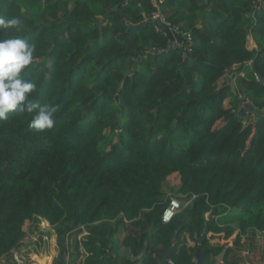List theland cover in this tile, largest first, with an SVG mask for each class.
<instances>
[{"label": "trees", "instance_id": "obj_1", "mask_svg": "<svg viewBox=\"0 0 264 264\" xmlns=\"http://www.w3.org/2000/svg\"><path fill=\"white\" fill-rule=\"evenodd\" d=\"M39 1L0 0V15L25 21L23 32L3 31L0 39L21 35L36 44L26 69L37 85L30 100L57 106L45 132L29 128L34 114L26 110L0 120V261L41 219L59 241L87 231L86 264H110L113 237L127 229L134 234L125 241L151 264L164 259L173 234L175 264L191 263L197 249L199 264H241L242 236L252 260L255 236L264 235V0L258 9L255 0H202L213 24L204 33L167 16L192 35L185 59L166 49L155 21H144L139 0ZM249 35L255 49L246 47ZM128 65L135 69L125 76ZM233 65L244 75L236 72L232 90L217 88ZM255 76L257 90L248 84ZM117 127L112 141L107 132ZM172 195L181 209L163 223ZM235 231L232 258L212 261L222 247L207 233L226 239ZM186 234L200 243L187 247ZM260 254L264 261V244Z\"/></svg>", "mask_w": 264, "mask_h": 264}, {"label": "crops", "instance_id": "obj_2", "mask_svg": "<svg viewBox=\"0 0 264 264\" xmlns=\"http://www.w3.org/2000/svg\"><path fill=\"white\" fill-rule=\"evenodd\" d=\"M201 2L202 0H174V1L166 0V3L164 4L166 8L165 15L173 17L179 22L180 25L183 26L190 25L192 28H196L200 32L204 33L205 29L211 27L213 24L209 22V12L207 10L205 11L204 9H200ZM139 3L143 6V15L147 13L146 10L147 7L152 8V0H139ZM161 4L163 7V0H160V6ZM203 14L206 16L204 19L202 18ZM212 32L215 35L217 32L220 33V30L217 28ZM219 40H220V36L218 38L216 37L214 41L218 42ZM246 47L248 49H255L257 47V43L252 35L248 36ZM249 63L250 61L247 62V64ZM233 66L235 68H233ZM233 66L227 69V72H225V74L221 76V78H223L221 84L226 82L223 85L226 84L230 85L231 90L234 87V82L233 80L228 82L227 79L224 78V76H229L231 73H236L239 70H243V66L239 67V70H238V66L236 65ZM239 73L240 72H238V74ZM222 86H220L219 84V87L217 88H221ZM230 99L231 97L227 99L228 103ZM43 221L44 220L41 219L40 222H42V224L45 223V226H38L36 228L31 227L28 230V235H30V240H29V236L27 235L29 242L26 241L23 245H20V247L17 250H15L13 253H17L19 256L25 259L26 256L25 252H27L30 258H28L29 261L26 260L25 262H31V263L33 262L32 264H35V262H38L40 264L39 260L42 259H43L42 264H86L87 258L90 256V252L83 245L85 238L79 240L78 238L79 235H78V237H76L78 239H74L73 237L69 236L70 234H67L66 237H64L65 242L62 243L61 240L59 241L58 236L55 233L54 229L51 226H48L46 221L45 222ZM149 230L152 231L151 228ZM236 232L237 231H235V233L232 236H235ZM207 237L211 239L210 242L214 246L222 247L220 251L213 254V258H211L212 261L216 260L215 263L217 262L221 263L222 260L225 258L227 259L232 258V253H229L227 250L228 248H233V243H232L233 241L230 240V237L225 239L223 232L217 234L209 232L207 233ZM113 238H116V242H117L116 247H115V243L111 244L112 248L108 249L105 254V256L109 258L110 264H151L146 262L147 259H145L144 253L142 251H138V250L135 251V248L131 247L129 241L126 242L122 240L123 237L117 238L116 235H114ZM175 241H176V235L173 234L171 238L172 246L174 245ZM185 242L187 247L191 248L195 245V243L199 244L200 240L198 241L196 235H193V237L190 238L189 235L186 234ZM240 242L243 245V247L240 249L239 253L243 254V256L251 260V256L249 258V256L247 255V250L244 247L246 245L244 236L241 237ZM233 254H236V251ZM12 256L2 258L0 264H13V260L11 261V259L13 258ZM254 256L255 253L252 254V257ZM60 257L61 260L59 261ZM259 259L262 260L260 256ZM250 260H247L245 258L244 264L249 263L248 261ZM254 263L256 264V262ZM155 264H167L166 259L165 258L163 259L161 257H156ZM241 264L243 263L241 262Z\"/></svg>", "mask_w": 264, "mask_h": 264}, {"label": "clouds", "instance_id": "obj_3", "mask_svg": "<svg viewBox=\"0 0 264 264\" xmlns=\"http://www.w3.org/2000/svg\"><path fill=\"white\" fill-rule=\"evenodd\" d=\"M24 29L25 21L22 16L0 15V32L21 33ZM35 52L36 44L30 43L21 35L0 39V120L7 119L10 113L26 110L34 114L29 122V128L40 133L54 127L57 106L30 100L31 95L37 90V85L26 78V69L33 63ZM26 237L21 245L28 241ZM62 239L65 242V238ZM13 252L14 258L17 253ZM21 258L24 264H27L26 260Z\"/></svg>", "mask_w": 264, "mask_h": 264}, {"label": "built area", "instance_id": "obj_4", "mask_svg": "<svg viewBox=\"0 0 264 264\" xmlns=\"http://www.w3.org/2000/svg\"><path fill=\"white\" fill-rule=\"evenodd\" d=\"M256 2L259 3L257 5L258 7L262 6L260 0H256ZM257 6H255V8H257ZM144 20L155 21V31L167 39L166 49L180 50L183 59L187 58V55L192 52L193 39L191 33L189 31L182 30L179 26L173 24L167 18L161 10L160 0H152V10L144 16ZM180 209V200L176 196L172 195L162 211L161 221L163 223L170 222ZM261 249L259 252H261ZM14 259L18 264H24V260L17 255H14Z\"/></svg>", "mask_w": 264, "mask_h": 264}, {"label": "rangeland", "instance_id": "obj_5", "mask_svg": "<svg viewBox=\"0 0 264 264\" xmlns=\"http://www.w3.org/2000/svg\"><path fill=\"white\" fill-rule=\"evenodd\" d=\"M256 1V0H255ZM28 3L29 4H31L33 7L34 6H38L39 4H40V1L39 0H28ZM257 3V2H256ZM257 4H259V3H257ZM263 7H264V5H263ZM259 7L257 6V8L256 9H258ZM253 14V13H252ZM233 68H235L234 66H233ZM134 69H135V67L134 66H130V65H128V70L127 71H125L124 73H125V76L126 75H128V74H130V73H132V71H134ZM105 71H103L101 74H100V76L99 77H96L95 78V80L93 81V83H96V82H98L100 79H104V77H105ZM244 71L243 70H241L240 71V73L238 74V76L240 75V76H243L244 75ZM88 74H89V76L90 77H94L95 76V71H94V68H92L90 65H89V70H88ZM225 74V73H224ZM223 74V75H224ZM235 74L236 73H231L229 76H224V78L225 79H227V81L229 82V81H231V80H233V82H234V80H235ZM237 77V76H236ZM255 78H256V76H255ZM92 79H94V78H92ZM224 79V80H225ZM223 80V78H219L217 81H216V87H219V84H220V86H222L223 84H225L226 82H224V83H222L221 84V81ZM254 81L255 82H248V84H251V88L253 89V90H257L258 89V84H259V78H256V79H254ZM232 94H234V92L233 91H229L227 94H226V96L224 97V105L225 106H228L227 104H228V102H227V99L228 98H230L231 97V95ZM239 98H244V96L243 95H239L238 96ZM244 102H247V101H244ZM264 113V112H263ZM120 117H122V115H120L119 116V118ZM254 117V116H253ZM250 118L249 120H246V121H243L242 122V124H243V126L244 127H246L249 123H251L252 121H253V119L254 118ZM119 125H120V122H119ZM120 128H115L114 130H110L109 132H107V134H108V138L109 139H111L112 141H115L116 140V138H115V135H118L119 133H120ZM167 193H170V192H167ZM167 193H165V196L164 197H166L167 196ZM171 194V193H170ZM44 220V219H43ZM43 222H45V220L43 221ZM47 222V221H46ZM128 223V221H124L123 222V225H120V226H127L126 224ZM47 224H48V226H52V225H50L48 222H47ZM38 226H45V223H43L42 224V222H39L38 223ZM53 228V227H52ZM55 231V230H54ZM56 233V232H55ZM127 234H130L131 236H133V234H134V229H127L126 231H125V233L123 234L120 230H118V232H117V234H116V236H117V238H120V237H123L122 238V240H126V235ZM67 235V234H66ZM78 235H79V237H78ZM86 235H87V231H85V230H83V229H80L79 230V232L77 231V232H75V233H72V234H70L69 236L70 237H73L74 239H78L79 238V240L81 239H84L85 237H86ZM29 236V240H30V235H28ZM28 236L26 237L27 238V240H28ZM76 237H78V238H76ZM189 237L190 238H192L190 235H189ZM264 235H263V233L262 232H260V235H257L256 234V236H255V250H254V253H255V256L254 257H252L253 259L252 260H250V259H248V260H250V261H248L249 263L250 262H252V263H254V262H256V264H264L263 263V260H261V259H259V256L261 257V254H260V252H259V250L262 248V246H263V244H264ZM185 238V237H184ZM233 239H234V236H231L230 237V240H232L233 241ZM241 240V239H240ZM29 242V241H28ZM128 242V241H127ZM73 243V242H72ZM114 243H115V247H116V244H117V242H116V238H115V241H114ZM233 243V242H232ZM195 246V245H194ZM111 248V247H110ZM26 253V256H25V260H27V261H29V259L28 258H30V256H28V254H27V252H25ZM18 255V254H17ZM10 256H12V255H10ZM257 259H258V261H257ZM13 260V264H18L16 261H15V259L14 258H12L11 259V261ZM43 260V259H42ZM42 260H39L40 261V264H42ZM253 260H254V262H253ZM245 261V260H244ZM244 261H242V263L244 264ZM33 263V262H32ZM31 262H27V264H32ZM249 263H247V264H249ZM35 264H39L38 262H35ZM153 264V263H152Z\"/></svg>", "mask_w": 264, "mask_h": 264}, {"label": "water", "instance_id": "obj_6", "mask_svg": "<svg viewBox=\"0 0 264 264\" xmlns=\"http://www.w3.org/2000/svg\"><path fill=\"white\" fill-rule=\"evenodd\" d=\"M246 106H248V104H245ZM61 242H64V239L61 240ZM173 246L171 245L170 248L164 253V258L166 259V263L167 264H175L172 260H171V252H172ZM203 258V254L200 253L198 251V249L195 251V261H192L191 263L188 264H199L201 262V259ZM247 260L248 258L245 257Z\"/></svg>", "mask_w": 264, "mask_h": 264}, {"label": "flooded vegetation", "instance_id": "obj_7", "mask_svg": "<svg viewBox=\"0 0 264 264\" xmlns=\"http://www.w3.org/2000/svg\"><path fill=\"white\" fill-rule=\"evenodd\" d=\"M194 261H195V259H194Z\"/></svg>", "mask_w": 264, "mask_h": 264}]
</instances>
